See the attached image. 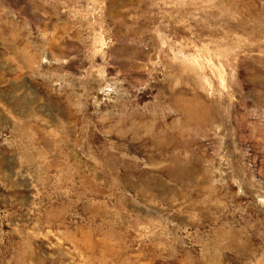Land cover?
I'll return each mask as SVG.
<instances>
[{
	"label": "rangeland",
	"instance_id": "1",
	"mask_svg": "<svg viewBox=\"0 0 264 264\" xmlns=\"http://www.w3.org/2000/svg\"><path fill=\"white\" fill-rule=\"evenodd\" d=\"M0 264H264V0H0Z\"/></svg>",
	"mask_w": 264,
	"mask_h": 264
}]
</instances>
